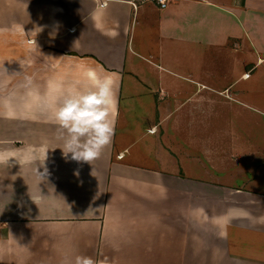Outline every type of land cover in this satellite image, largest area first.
<instances>
[{
	"label": "crops",
	"instance_id": "obj_1",
	"mask_svg": "<svg viewBox=\"0 0 264 264\" xmlns=\"http://www.w3.org/2000/svg\"><path fill=\"white\" fill-rule=\"evenodd\" d=\"M132 2L0 0L1 264H264V167L234 172L219 146L193 174L187 140L167 135L205 98L264 116V0ZM205 62L256 66L230 79L204 76ZM89 69L116 93L112 143L92 164L64 157L52 118Z\"/></svg>",
	"mask_w": 264,
	"mask_h": 264
},
{
	"label": "rangeland",
	"instance_id": "obj_2",
	"mask_svg": "<svg viewBox=\"0 0 264 264\" xmlns=\"http://www.w3.org/2000/svg\"><path fill=\"white\" fill-rule=\"evenodd\" d=\"M249 63L250 62H246L245 64L243 62H205L204 76L220 73V75H226L225 77L231 79L234 78V76L251 74L250 70L252 69V73H254L256 63H253L251 67L247 66ZM238 86V84H234L232 88H230V91L235 90L238 92L240 90ZM225 90V95H221L224 96V98H221L225 101H230L238 105L237 98L229 95V89ZM177 99L182 102L185 100L184 96L180 95ZM128 101L125 99L123 101V105L125 106ZM162 101L165 102L164 104L166 107L171 103L169 98ZM203 101V114L200 113L198 115L193 112L192 114H189L187 121L185 115L182 120H179L178 111L173 114L171 121L175 123L180 121L183 123V126L188 123L187 130L186 127H184L181 131L171 130L167 133L168 137L171 136L170 138H184L182 140H187L188 145H185L187 147L185 148L186 153L181 159L182 163L186 164L187 170L193 172V174H196V172H198L199 175L200 173H203L202 176L205 177L207 175L206 170L208 169L211 171V163L208 162V160L217 154L219 146L220 148L218 151H220V158H228L230 161L226 163V166H230V169L234 172L245 168L252 169L254 171L260 167H264V116L260 113L246 111L242 108H236L235 111L227 108L224 109L222 108V105L218 108L219 110L216 109L213 111L211 104L212 100L210 98H205ZM190 102L193 103V105L196 103L194 99L189 100V104ZM176 103L178 104L177 101ZM171 106L172 110H174L175 104ZM196 123L200 125L197 128ZM212 123L216 124L215 128H213ZM227 124H229V126L235 124V128H230ZM201 125L203 126L201 127ZM180 133L183 135L182 138L179 136ZM158 134L166 133L158 132ZM199 142L200 144L202 143L203 153L197 149L199 148ZM226 146H228V148ZM224 152H227L228 156L223 155ZM196 159L203 161V169H199V164L201 163H198V168L195 167L197 164ZM242 160H245L246 162H242ZM223 164L224 163L220 162L219 166H222ZM214 174L216 173L214 172ZM241 175V177L238 176L235 179L232 178V180L224 181H231L234 185L241 186L253 177V175L249 172Z\"/></svg>",
	"mask_w": 264,
	"mask_h": 264
},
{
	"label": "clouds",
	"instance_id": "obj_3",
	"mask_svg": "<svg viewBox=\"0 0 264 264\" xmlns=\"http://www.w3.org/2000/svg\"><path fill=\"white\" fill-rule=\"evenodd\" d=\"M31 84V78H26ZM34 95V93H29ZM116 93L113 77L89 69L84 82L60 90L52 118L58 125L62 152L67 159L90 163L112 143L115 128ZM94 171V169H93ZM79 176V172L74 173ZM93 175V172H92ZM74 264H108L91 257L76 256Z\"/></svg>",
	"mask_w": 264,
	"mask_h": 264
},
{
	"label": "built area",
	"instance_id": "obj_4",
	"mask_svg": "<svg viewBox=\"0 0 264 264\" xmlns=\"http://www.w3.org/2000/svg\"><path fill=\"white\" fill-rule=\"evenodd\" d=\"M145 2H152L155 3L160 9H166L167 8V4H168V0H135V2H132L134 8L136 9L138 7V3H145ZM106 5V2H102L100 4L101 7H104ZM250 77V74H246L244 76L245 79H248ZM123 155L120 154L118 155V159H122ZM1 264V261H0Z\"/></svg>",
	"mask_w": 264,
	"mask_h": 264
}]
</instances>
